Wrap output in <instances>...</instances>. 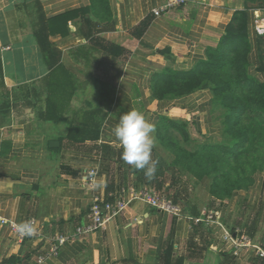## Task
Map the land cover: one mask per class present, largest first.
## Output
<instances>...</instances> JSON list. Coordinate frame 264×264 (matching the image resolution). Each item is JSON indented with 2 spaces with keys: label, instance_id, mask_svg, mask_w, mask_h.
Wrapping results in <instances>:
<instances>
[{
  "label": "crops",
  "instance_id": "1",
  "mask_svg": "<svg viewBox=\"0 0 264 264\" xmlns=\"http://www.w3.org/2000/svg\"><path fill=\"white\" fill-rule=\"evenodd\" d=\"M167 1L109 0L112 16L94 19L91 38L82 35L81 19L72 21L68 36L49 38L59 60L51 70L34 35L41 15L90 10L93 0H0V264L34 261L51 237L74 235L90 223L95 197L104 200L124 189L125 179L136 180L101 148L122 147L113 129L127 112L155 124V155L162 160L163 118L189 124L199 144L220 142L210 88L176 99L159 100L154 92L167 71L189 72L206 62L239 12L249 18V73L264 82V0H188L155 17ZM146 19L150 26L137 37ZM110 45L118 49L103 48ZM91 170L97 171L92 189ZM209 184L204 179L203 194L189 200L191 219L134 202L104 229L65 243L46 264H264L244 249L235 255L215 224L195 223L216 211L229 230L251 228L252 239L264 245V173L231 199L212 197ZM31 222L42 227V237L16 243L10 223Z\"/></svg>",
  "mask_w": 264,
  "mask_h": 264
},
{
  "label": "trees",
  "instance_id": "2",
  "mask_svg": "<svg viewBox=\"0 0 264 264\" xmlns=\"http://www.w3.org/2000/svg\"><path fill=\"white\" fill-rule=\"evenodd\" d=\"M93 15V17H92ZM112 13L110 11L109 0H93L92 9H80L77 11L67 12L57 17L50 19L41 15L40 26L35 30L34 35L38 41L41 51L46 55L47 59H51L49 65L51 70L58 65V58H55L57 51L52 47L49 38L55 35L68 36L69 25L72 21L81 19L83 21L82 35L85 38L93 37L97 23L94 19L102 20L110 19ZM150 19H146L135 29L137 37H142L150 26ZM249 18L245 12L237 13L233 25L229 28L226 35L222 38L219 46L215 49H209L207 52V61L201 64L198 68L183 73H173L167 71L164 74L163 80L155 88V96L159 99H176L194 94L195 92L210 88L213 101L218 106H222L230 110V115L225 120V127L227 137L224 141L219 143L205 142L201 146H197L196 151L191 155L193 160V167L189 170L198 179H206L212 181L211 196L217 199H231L241 190H249L255 183L252 178L248 182L250 185H239L238 183H228L229 177L226 175V166L238 160L242 153L245 152L250 137L248 129L243 126V121L251 110V101L244 95L239 94L241 85L252 83L259 87H264V83L260 82L256 77L249 72L250 68V44L248 38ZM94 40V39H93ZM95 42V40H94ZM111 52V49L117 48L115 46L103 47ZM118 49V48H117ZM123 50H121L122 52ZM239 61V62H237ZM237 62V63H236ZM235 67L248 69L242 80L236 82L233 78V69ZM260 108L257 115L264 117V95L263 99L259 101ZM189 124L184 122L172 121L163 118L160 125V131L169 134L170 128L183 131L185 136L190 137L188 131ZM163 144L170 147V142L166 135L160 140ZM196 145H200L199 141H195ZM103 157L108 161H117L122 164L124 172L129 175H136V180L127 182L125 179L124 188L148 187L156 192H168V198L174 204H181L188 206V198L181 196L182 193H188L187 185L180 176L177 166L180 164L177 160L174 163L168 164L164 160L155 155V148L153 149V158L159 160L155 178L148 181L143 170H136L133 166L127 165L122 159L123 147H118L111 144H103L101 146ZM261 173V170L257 171ZM256 172V173H257ZM257 173V174H258ZM253 173L251 174V177ZM223 181L227 184H224ZM169 183H171L169 185ZM169 185V186H168ZM219 186V187H217ZM218 189V190H217ZM182 198H181V197ZM251 228H246V233L253 238ZM232 232L235 234L236 229ZM197 247L195 243H191V252L196 253ZM172 251L167 252V259H171ZM258 258V257H257ZM11 262V261H9ZM8 262V263H9Z\"/></svg>",
  "mask_w": 264,
  "mask_h": 264
},
{
  "label": "built area",
  "instance_id": "3",
  "mask_svg": "<svg viewBox=\"0 0 264 264\" xmlns=\"http://www.w3.org/2000/svg\"><path fill=\"white\" fill-rule=\"evenodd\" d=\"M187 2L188 0H168L163 6L156 9L153 14L155 17H161L172 9L185 5ZM87 176V186L92 189L97 176V171L91 170L88 172ZM134 202H143L157 211L166 212L178 218H190L186 212L185 205L174 204L171 199L163 196L161 192H156L148 187L140 189H136L135 187L124 188L118 193L109 194L104 200L95 197L93 205L88 213L90 223L86 226L78 227L74 235H54L48 241V251L38 255L34 261L28 264H46L50 259L58 257L60 248L64 246L65 243L81 236L89 235L100 229H104L108 222L124 213ZM1 221L2 223H6L3 219ZM203 222H206L209 225L215 224L220 228L223 240L232 245L235 255H238L240 250L244 249L247 252L254 254L264 263V245L256 243L246 233L245 229H238L234 234L220 221L219 213L216 211H210L209 213L206 212L203 215V218L195 219L196 224ZM10 227L16 243L21 244L29 239L42 237V227L40 225H36L34 222L29 223L23 228L10 223Z\"/></svg>",
  "mask_w": 264,
  "mask_h": 264
},
{
  "label": "rangeland",
  "instance_id": "4",
  "mask_svg": "<svg viewBox=\"0 0 264 264\" xmlns=\"http://www.w3.org/2000/svg\"><path fill=\"white\" fill-rule=\"evenodd\" d=\"M247 71V68L243 70L242 68L235 67L233 69V78L237 79L236 82H239L242 80V77L245 76ZM258 80L262 82L260 79ZM239 94L244 95L251 101V110L248 112L243 121V126H246L248 129L250 141L248 142L249 144L246 147L245 152L241 154L238 160L226 166V175L229 177L228 183H233V185L234 183H238L239 185L248 184L252 186L254 183L252 184V182L248 181L252 178L256 179L258 175L264 173V117H260L257 115V111L260 108L259 101L263 99L264 87H259L252 83H249L248 85V83H246L244 84V86H240ZM216 112L218 113V120L221 124V142L224 141V139L227 137L226 127L224 123L226 118L230 115V110L223 107L222 103H219L218 106L216 105ZM188 131L190 133V137L185 136L183 134V131H180L178 129L170 130L169 134L166 136L169 139L170 147L168 145H165L167 147L166 149L159 147L157 148V150L160 153L159 155H163L162 158L164 160L167 159L168 164L172 165L175 160L180 163L177 166V169L180 172V176L182 175L181 177L184 183H186L188 189V193H182L181 196L184 198H188V201L191 200L195 203V199H193L192 197L196 194H203V189H201L200 187V183L203 180L198 179L196 176L190 173L188 169L193 167V160L191 155L196 151V149L198 148L197 146H201L203 144L196 145V142H194V140L199 141V138H196L197 136L192 137L193 132L189 127ZM204 141L206 142V140L201 139L200 142L205 143ZM185 167L188 169H186ZM259 170H261V173L257 172ZM252 173L253 176L251 177ZM223 183L226 184L224 181ZM170 184L171 183H169V185ZM211 189L212 181H210L209 184V194H211ZM161 193L163 194V196L168 197V195H166V193L168 192L163 191Z\"/></svg>",
  "mask_w": 264,
  "mask_h": 264
},
{
  "label": "clouds",
  "instance_id": "5",
  "mask_svg": "<svg viewBox=\"0 0 264 264\" xmlns=\"http://www.w3.org/2000/svg\"><path fill=\"white\" fill-rule=\"evenodd\" d=\"M155 131V124L137 110L122 115L113 129L115 138L123 147L121 159L136 170H143L148 181L155 178L159 164V160L153 158Z\"/></svg>",
  "mask_w": 264,
  "mask_h": 264
}]
</instances>
